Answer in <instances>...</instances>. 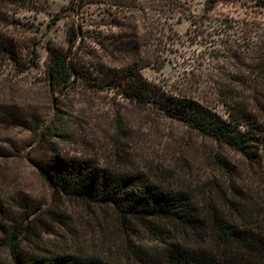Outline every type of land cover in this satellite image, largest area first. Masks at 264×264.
Here are the masks:
<instances>
[{"label": "rangeland", "instance_id": "obj_1", "mask_svg": "<svg viewBox=\"0 0 264 264\" xmlns=\"http://www.w3.org/2000/svg\"><path fill=\"white\" fill-rule=\"evenodd\" d=\"M172 1L0 0V264L114 260L125 239L110 206L65 193L41 169L59 175L64 162L88 161L114 171L124 158L153 181L181 171L179 186L244 161L167 117L163 100L186 98L222 119L246 113L240 131L256 134L264 165V0L218 2L209 12L206 0ZM54 56L76 68L63 91L48 84ZM133 229L135 245L154 247Z\"/></svg>", "mask_w": 264, "mask_h": 264}, {"label": "trees", "instance_id": "obj_2", "mask_svg": "<svg viewBox=\"0 0 264 264\" xmlns=\"http://www.w3.org/2000/svg\"><path fill=\"white\" fill-rule=\"evenodd\" d=\"M227 1L232 0H206V11ZM75 40L73 29L68 34L69 49ZM76 73L67 56H54L47 67L48 84L55 91H63ZM135 100L146 101L142 92ZM157 107L167 117L183 121L189 129L227 146L244 161H224L218 176H206L197 183L181 180L179 186L176 182L181 171L166 170L168 180L153 181L139 164L124 158L118 160L120 167L114 171L99 169L88 161L64 162L58 166L59 175L54 166L41 169V174L47 180L56 179L65 193L93 205L110 206L125 239L116 243L114 260L107 256L87 260L56 256L21 260V264H264V165L257 152L256 134L249 129L240 131L239 126L248 123L247 114L235 111L222 119L186 98H169ZM151 169L146 170L156 175ZM135 226L144 229L153 248L134 244L133 238L138 236L133 233ZM22 231L21 226L19 233ZM17 236L13 234L8 240L12 249L16 248Z\"/></svg>", "mask_w": 264, "mask_h": 264}]
</instances>
